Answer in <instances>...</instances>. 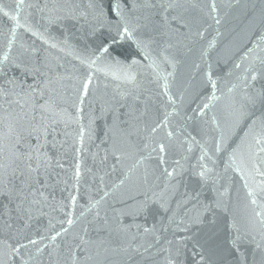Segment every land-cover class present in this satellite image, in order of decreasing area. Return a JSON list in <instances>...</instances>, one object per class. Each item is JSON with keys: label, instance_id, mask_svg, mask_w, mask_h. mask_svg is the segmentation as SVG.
<instances>
[{"label": "water", "instance_id": "obj_1", "mask_svg": "<svg viewBox=\"0 0 264 264\" xmlns=\"http://www.w3.org/2000/svg\"><path fill=\"white\" fill-rule=\"evenodd\" d=\"M262 149L264 0H0V264H264Z\"/></svg>", "mask_w": 264, "mask_h": 264}, {"label": "snow or ice", "instance_id": "obj_2", "mask_svg": "<svg viewBox=\"0 0 264 264\" xmlns=\"http://www.w3.org/2000/svg\"><path fill=\"white\" fill-rule=\"evenodd\" d=\"M219 21H217L218 23ZM127 31V30H126ZM105 51H107V49H105ZM255 77H253L254 79ZM90 81L88 83H85L83 85V89L84 91L86 92L87 89H88V85H89ZM169 135H171V133H169ZM164 146L161 145L160 146V151L161 152H164ZM262 151H264V149H262ZM20 158L19 157H16L15 160L13 161V163H15L16 160H19ZM203 159V157H202ZM179 163V162H177ZM18 167V166H17ZM199 168H200V171L198 173H195V175H197L201 181H203L204 183H207L208 181V172L210 171L209 169H207L206 165L204 164H200L199 165ZM0 169H3L2 171H0V185H3L4 183V174L6 173L7 169L0 165ZM175 172V169H173V171H168V169H165V173L167 175V177L169 178V181L172 182L173 180L176 179V176H179V173H176V176L173 175V173ZM16 173V168H13V175H15ZM262 192H264V189L261 190ZM0 194H2V192H0ZM186 195V198L187 200L189 201H198L199 200V193H197L196 191H192V192H189V193H185ZM254 194L253 193H249V196H253ZM252 203L253 204H256L257 203V200L256 199H252ZM156 207L157 210H159V208L161 207V205H159L158 201H149V200H144L143 203L136 208L135 212L132 213V215H144V216H147L149 215L151 212H152V209L153 207ZM19 207L21 209H23V203H21L19 205ZM206 208H208L210 210V206H207L205 205ZM167 211V209H165ZM260 213H257V215H259ZM72 221L69 220L68 221V224L71 225ZM193 223H195V221H193ZM10 227V225H9ZM128 231H130V229H124V228H121L120 229V232L122 233H127ZM156 231H158V229L156 228L155 224H153L151 227H148V226H145L143 227V229H139L138 228V234H152V233H155ZM57 235H59V233H57ZM55 236H53L51 239L55 240ZM132 239H136L135 236L132 237ZM157 243H159V241L157 240L156 241ZM37 241L36 240H29V244H36ZM0 244H2V241H0ZM155 245L154 244H150L148 245V247H154ZM22 247H27V245H22ZM141 247H144L143 245H140L136 248H132L131 245H129L128 247L126 248H123L122 250L125 251V252H133V253H140V248ZM148 247H145L144 248V251H147L148 250ZM12 251L14 252H19V248H13ZM199 259L200 260H204V256L203 255H200L199 256ZM169 264H171V261L169 262Z\"/></svg>", "mask_w": 264, "mask_h": 264}]
</instances>
